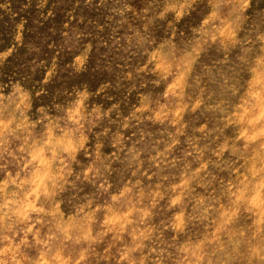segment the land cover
Masks as SVG:
<instances>
[{"label":"rangeland","instance_id":"1","mask_svg":"<svg viewBox=\"0 0 264 264\" xmlns=\"http://www.w3.org/2000/svg\"><path fill=\"white\" fill-rule=\"evenodd\" d=\"M0 264H264V0H0Z\"/></svg>","mask_w":264,"mask_h":264}]
</instances>
